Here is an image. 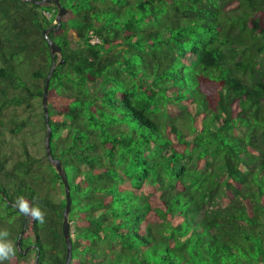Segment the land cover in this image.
Listing matches in <instances>:
<instances>
[{
    "label": "trees",
    "instance_id": "trees-1",
    "mask_svg": "<svg viewBox=\"0 0 264 264\" xmlns=\"http://www.w3.org/2000/svg\"><path fill=\"white\" fill-rule=\"evenodd\" d=\"M33 2L0 0L2 264L66 258L63 184L21 138L46 140L53 62L70 264H264V0H59L58 30Z\"/></svg>",
    "mask_w": 264,
    "mask_h": 264
},
{
    "label": "water",
    "instance_id": "water-1",
    "mask_svg": "<svg viewBox=\"0 0 264 264\" xmlns=\"http://www.w3.org/2000/svg\"><path fill=\"white\" fill-rule=\"evenodd\" d=\"M22 1H26V2H33L31 0H22ZM36 3L38 5H47L48 3H52L55 4L56 7L58 8V13L56 16V19L54 21V23L57 25L55 30H58L61 27V17L66 13V10L64 8H62L60 6V2L59 0H44L42 2H33ZM53 31V29H47L44 31V35L45 38L48 41L49 44V49H50V53L51 56L54 58L56 55H60L61 54V48L58 47L53 41L49 40L48 38V34H50ZM56 67V62H53L51 68H50V72L46 78V84H45V88H44V92H43V99H42V109H43V113L45 116V124H46V129H47V133H46V140H45V150H46V156L48 158V160L50 161V163L52 164L53 168L55 169L56 173L58 174V177L61 180V183L63 184L64 187V192H65V199H66V205L63 211V221H62V232H63V237H64V243L66 246V258L64 261V264H70L71 260H72V247H73V241H72V229L70 226V222H69V213H70V206H71V199H70V194H69V184L67 181V176L66 173L62 167V164L59 160H54L51 156V150H50V146H49V138L51 136V128L48 125L49 122V116H48V106H47V100H48V89H49V81H50V77L54 71ZM23 215H26V212L23 210H19Z\"/></svg>",
    "mask_w": 264,
    "mask_h": 264
},
{
    "label": "rangeland",
    "instance_id": "rangeland-1",
    "mask_svg": "<svg viewBox=\"0 0 264 264\" xmlns=\"http://www.w3.org/2000/svg\"><path fill=\"white\" fill-rule=\"evenodd\" d=\"M31 117V116H29ZM31 125L27 126V129L25 130V135L24 137L21 136V138L24 139L25 145L28 149V151L37 156H43L44 155V147H45V141H44V135L43 131L37 130L35 127V123L31 117ZM32 128V129H31ZM35 129V130H34ZM20 143H22V140L17 139L14 140V147L12 149L13 152V158L16 159L19 157V154L16 153L18 150H20ZM11 165H9L10 167ZM60 197L59 193H57L56 199ZM14 244L11 241L6 242V248L11 249ZM19 264H32V259H28L26 261H22Z\"/></svg>",
    "mask_w": 264,
    "mask_h": 264
},
{
    "label": "built area",
    "instance_id": "built-area-1",
    "mask_svg": "<svg viewBox=\"0 0 264 264\" xmlns=\"http://www.w3.org/2000/svg\"><path fill=\"white\" fill-rule=\"evenodd\" d=\"M46 16H49L48 14H45ZM90 43L93 44H100V40L94 36L90 37Z\"/></svg>",
    "mask_w": 264,
    "mask_h": 264
},
{
    "label": "clouds",
    "instance_id": "clouds-1",
    "mask_svg": "<svg viewBox=\"0 0 264 264\" xmlns=\"http://www.w3.org/2000/svg\"><path fill=\"white\" fill-rule=\"evenodd\" d=\"M6 257H7V253L0 254V264H2V260L5 259Z\"/></svg>",
    "mask_w": 264,
    "mask_h": 264
}]
</instances>
